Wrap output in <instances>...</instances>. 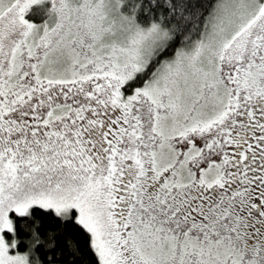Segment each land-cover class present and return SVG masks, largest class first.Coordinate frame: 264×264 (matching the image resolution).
<instances>
[{
	"label": "snow or ice",
	"instance_id": "1",
	"mask_svg": "<svg viewBox=\"0 0 264 264\" xmlns=\"http://www.w3.org/2000/svg\"><path fill=\"white\" fill-rule=\"evenodd\" d=\"M0 264H264V0H0Z\"/></svg>",
	"mask_w": 264,
	"mask_h": 264
}]
</instances>
